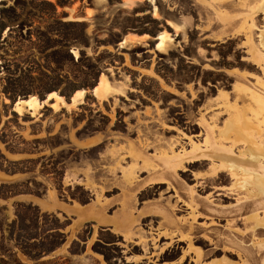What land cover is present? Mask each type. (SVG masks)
Wrapping results in <instances>:
<instances>
[{"label": "rangeland", "instance_id": "1", "mask_svg": "<svg viewBox=\"0 0 264 264\" xmlns=\"http://www.w3.org/2000/svg\"><path fill=\"white\" fill-rule=\"evenodd\" d=\"M0 264H264V0H0Z\"/></svg>", "mask_w": 264, "mask_h": 264}]
</instances>
